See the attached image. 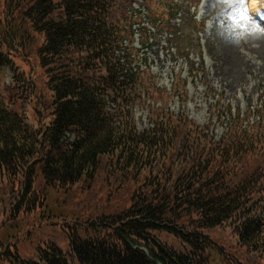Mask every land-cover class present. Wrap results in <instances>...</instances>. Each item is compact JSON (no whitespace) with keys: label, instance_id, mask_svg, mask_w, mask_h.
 Masks as SVG:
<instances>
[{"label":"trees","instance_id":"16d2710c","mask_svg":"<svg viewBox=\"0 0 264 264\" xmlns=\"http://www.w3.org/2000/svg\"><path fill=\"white\" fill-rule=\"evenodd\" d=\"M132 3L0 0V264H264V114L216 141L152 105L166 90L132 68ZM145 3L165 25L172 6ZM226 227L247 261L206 233Z\"/></svg>","mask_w":264,"mask_h":264},{"label":"rangeland","instance_id":"374dc122","mask_svg":"<svg viewBox=\"0 0 264 264\" xmlns=\"http://www.w3.org/2000/svg\"><path fill=\"white\" fill-rule=\"evenodd\" d=\"M194 1L183 0L185 21L176 38L177 45L171 44L165 33L154 32L151 44L143 49L146 58L143 60L158 87L166 90L162 98L158 95L159 99L152 104L169 107L207 126L217 141L226 133L229 117H235L237 110L245 117L251 112L252 122L264 114V22L249 12L253 6L247 5L248 0H203L197 16L207 18L208 22L200 41L197 30L201 27L196 26L191 14L186 12V4ZM254 1L264 6V0H250V3L253 5ZM167 4L174 2H164L166 10ZM161 7L159 3L151 6L153 11L159 12L157 18ZM16 63L26 72L36 70L31 59L18 57ZM11 76V71L0 70V94L8 106L12 103ZM148 110L134 107L140 129L149 125ZM206 233L233 256L248 260V254L229 227L210 229Z\"/></svg>","mask_w":264,"mask_h":264}]
</instances>
